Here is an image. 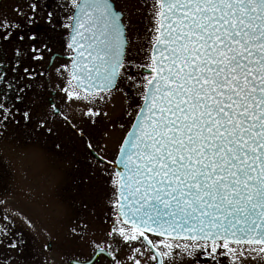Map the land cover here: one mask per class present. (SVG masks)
Here are the masks:
<instances>
[{"label":"snow or ice","instance_id":"1","mask_svg":"<svg viewBox=\"0 0 264 264\" xmlns=\"http://www.w3.org/2000/svg\"><path fill=\"white\" fill-rule=\"evenodd\" d=\"M10 132L84 156L64 264H264V0H12ZM4 184L0 264H32Z\"/></svg>","mask_w":264,"mask_h":264},{"label":"rangeland","instance_id":"2","mask_svg":"<svg viewBox=\"0 0 264 264\" xmlns=\"http://www.w3.org/2000/svg\"><path fill=\"white\" fill-rule=\"evenodd\" d=\"M12 0H4L0 5L3 11L10 13ZM120 135L119 132L113 133L115 140ZM111 143V142H110ZM30 155H35L36 150L29 149ZM59 160L53 162V158L48 162L49 157L45 160V167L43 159H35L28 163V168H23L26 162L21 160L16 161L17 175L14 184L15 189L24 195L21 198V204L24 205L25 214L31 218L33 224H41L44 227L42 234L45 237L59 236L68 239L69 229L73 227V221L76 219L78 212L83 213L79 204L78 198V183L73 178L77 175L76 169L84 160V156L77 154L75 161L70 160L68 155H60ZM37 158V157H36ZM63 159V161H62ZM62 161V162H61ZM73 161V162H72ZM28 171L29 178L26 179L24 174ZM57 174L61 176L62 195L59 197L56 191H53L56 184ZM69 178L72 179L71 185ZM71 195L66 196L64 191H69ZM26 194L31 195L26 198ZM44 199V202L42 200ZM60 229L57 233V229ZM66 240H62L65 242Z\"/></svg>","mask_w":264,"mask_h":264},{"label":"flooded vegetation","instance_id":"3","mask_svg":"<svg viewBox=\"0 0 264 264\" xmlns=\"http://www.w3.org/2000/svg\"><path fill=\"white\" fill-rule=\"evenodd\" d=\"M36 150L35 155H30V150ZM49 157L48 162L53 158V162L59 160L60 155H58L51 145L46 144L40 141H34L31 138L23 135L19 132H10L8 135L0 138V175L5 178V184L3 185L8 190L4 193L10 200V202L15 206L17 210H20L23 214H25L24 205H22L21 198H24V195L18 192L14 184L17 183L15 177L17 175V167L16 161L21 160L26 162L23 168L27 169L28 163L35 159H43L44 167L45 160ZM66 156V155H65ZM70 160L75 161L77 154L68 155ZM37 157V158H36ZM63 161V159H62ZM61 161V162H62ZM72 161V162H73ZM25 178H29L28 171L24 174ZM74 180V178H73ZM72 179L69 178V184L71 185ZM56 191V194L61 197L62 195V183L61 176L57 174L56 184L53 189ZM66 196L71 195L70 189L69 191H64ZM26 198H29L27 203L32 199L29 194H26ZM44 202V199L42 200ZM18 227L22 228L25 232V239L28 241V252L30 254V259L32 260V264H38L40 261H47V264H64L63 256H64V247L61 245L64 243L62 240H67L65 238H61L59 236H51L52 238V248L50 251H44L43 243L49 239L42 234L44 231V227L41 224H34L35 231L32 229H28L22 222H18ZM60 229H57V233ZM7 253L4 249L0 248V257L5 256Z\"/></svg>","mask_w":264,"mask_h":264}]
</instances>
